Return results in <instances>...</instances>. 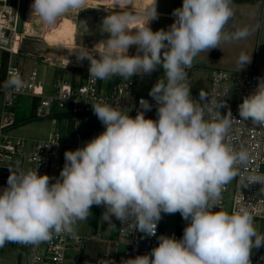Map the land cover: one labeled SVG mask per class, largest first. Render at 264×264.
I'll list each match as a JSON object with an SVG mask.
<instances>
[{"label":"clouds","instance_id":"obj_1","mask_svg":"<svg viewBox=\"0 0 264 264\" xmlns=\"http://www.w3.org/2000/svg\"><path fill=\"white\" fill-rule=\"evenodd\" d=\"M87 0H32L31 14L49 26L71 9H83ZM130 7V0H115ZM173 23L153 31L158 18L157 0L143 25L129 12L107 15L101 50L76 54L90 62L89 77L130 79L163 69L149 91L156 119L146 117L153 105L140 100L135 116L104 102L92 111L104 130L83 146L64 152V165L53 182L35 170L12 171L0 189V248L6 243L38 244L53 233L74 235V225L103 207L101 220L113 227V218L145 236H155L163 214L179 213L186 226L183 235H160L158 244L125 264H252L253 249L264 247V234L244 208L229 213L219 208L221 189L238 175L237 163L247 164L246 149L236 151L226 142L237 120L223 97L212 100L203 90L194 99L185 83L186 68L201 52L222 42L246 39L250 29L234 33L225 27L234 16L232 0H182L172 12ZM133 29L135 31H133ZM136 47V54L129 49ZM252 57L241 53L239 70ZM19 87L17 76L8 81ZM203 102V103H201ZM206 113L208 118H206ZM240 120L264 127V78L238 106ZM250 184H264V175H251ZM110 264V262H108ZM114 264V262H111Z\"/></svg>","mask_w":264,"mask_h":264},{"label":"built area","instance_id":"obj_2","mask_svg":"<svg viewBox=\"0 0 264 264\" xmlns=\"http://www.w3.org/2000/svg\"><path fill=\"white\" fill-rule=\"evenodd\" d=\"M19 2L20 0L10 4L9 0H0V50L9 54L6 65L0 67V93L3 97L0 123V189L3 187L2 183L7 182L10 169L15 172L24 162L29 164L31 170L38 167L39 174L50 176L51 162L59 154L60 149L64 146L71 147L74 139L80 141L81 127L98 119L92 111V103L102 101L135 116L140 109V100L143 98L153 105L152 110L145 113L146 117L156 119L155 101L150 96L138 94L139 81L133 78L129 80L120 78L115 81L100 80L89 77L87 70L82 81L73 82L58 78L53 81L50 92L45 93L36 68L25 70L21 64H16L14 61V57L20 54L21 33L17 32ZM18 39L19 47L14 49L13 45ZM185 71L187 73L185 83L191 88L193 67L186 68ZM17 75L21 85L9 86L8 81ZM258 78H264V74L212 69L205 93L212 100H219L228 92L223 97L227 107L221 109V112L226 113L230 108L233 117L237 120L233 122L226 142L236 151L243 148L250 154L247 164L237 163L235 166L238 175L222 187L217 210L232 213L244 208L254 217V223L260 225L261 221H264V184H250L248 177L253 174L264 175V127L254 126L250 120H240L238 115L239 104L255 89ZM18 96L37 99L34 114L38 119L47 118L52 123H56L58 119L55 115L65 113L74 116L79 126L75 127L72 135L66 137L60 128H56L46 138L36 140L33 148L25 152L27 139L13 137L7 132L8 128L15 124L14 112L11 109L14 108V99ZM206 118H208L207 113ZM78 147L81 145L76 146ZM178 220L176 230L165 232L166 214L162 213V218L157 224L156 235L151 237L135 231L131 225L122 226L119 222L116 246L123 247V256L128 259L147 254L158 244L157 238L160 235L175 236L177 239L182 237L186 221L180 222L181 215L178 216ZM84 245L85 237L75 232L74 235L53 233L49 240L38 244L9 242L4 247L17 248L22 255L23 264H75L74 250ZM251 259L252 264H264V247L253 249Z\"/></svg>","mask_w":264,"mask_h":264},{"label":"rangeland","instance_id":"obj_3","mask_svg":"<svg viewBox=\"0 0 264 264\" xmlns=\"http://www.w3.org/2000/svg\"><path fill=\"white\" fill-rule=\"evenodd\" d=\"M17 2L18 0H11ZM178 1V0H177ZM10 2V0H9ZM13 4V3H10ZM32 4V0H27L26 11L24 16V27L21 32V41H20V54L16 55L14 61L16 64H21L22 68L28 70L32 67H35L38 72L39 80L48 85L53 80L58 78H64L71 80L73 82H80L86 76V71L90 66V62L85 60H78L76 54H80L84 51L80 46L75 44L74 35H75V26L78 20V17L84 11H88L95 7V10L99 12L109 13L110 15H116L122 12H129L130 14L137 15L140 17L142 25L147 20L149 15V10L144 9L140 6H132V7H124L122 4L117 5L115 0H99L98 2H86L83 9H71L64 16L58 18L55 25L49 26L44 23L37 15L31 14L29 11ZM15 6V5H14ZM181 5L176 2V0H157V12L158 18L149 22V26L153 31L159 29H167L172 23V12L175 8L180 7ZM237 22L231 21L226 27L225 31L227 33H234L237 30ZM67 32V33H66ZM35 41H44L49 46V51L61 55V58L55 56L44 55L42 53L33 54L25 51L23 49V45L28 40ZM19 41V40H18ZM66 46V47H65ZM84 47V46H83ZM88 48L89 53L91 54L93 51L101 50L102 45L94 44ZM92 50V51H91ZM136 47L133 46L129 49V55L136 54ZM246 53L249 56H252L251 50H248V46H238L236 43H221L219 48L211 49L210 51H204L199 53L192 62L193 72H192V83H191V93L195 99H199L200 91H206V88L209 85L210 79V70L213 68H222L235 72H250L249 67L253 64L251 60L250 64H247L243 69L239 70L238 65V57L241 53ZM47 53V52H46ZM255 53V51H254ZM1 54V51H0ZM34 56V57H33ZM51 63V64H50ZM55 65V66H54ZM63 67V68H62ZM56 68V70H55ZM260 72V71H257ZM123 78L121 76H113L109 80H118ZM133 79L139 81L140 91L139 95L149 97V91L155 82L158 79H164L163 69L160 68L157 71L152 72L150 75L143 76H133ZM108 80V79H107ZM14 108L11 109L14 112V121L16 124L20 123V118L29 115L32 109L31 103L32 98L28 96H18L14 99ZM56 111V108L54 109ZM1 116H2V106H1ZM50 119H34L33 122H38V124L49 125L51 124ZM31 122V121H29ZM28 123V122H26ZM23 125H19L13 127L10 133L8 130V134L13 137H21L15 135L17 132H12L16 128L23 127ZM84 127L86 129L84 130ZM24 130L27 128H23ZM84 130V131H83ZM82 133L86 134L89 138H93L98 135L100 132L104 130V126L97 119L92 121L90 124L83 125ZM90 135V136H88ZM90 138V139H91ZM84 144V143H83ZM83 144L81 146H83ZM59 160H61V156L53 158L51 162V175L53 178V182L56 178L59 177V173L62 169V165ZM27 163V162H26ZM27 165H29L27 163ZM28 166L25 165V170H28ZM7 182H3L2 186L5 187ZM2 187V188H3ZM91 212L94 211L91 209ZM229 212V211H228ZM230 213V212H229ZM178 216L179 213L176 214H166V221L164 224V231L171 232L176 230L178 227ZM183 219L181 217L180 222ZM113 223L116 224L115 227L110 226V237H112L115 241L118 240V224L119 221L113 218ZM186 224V223H185ZM255 224V223H254ZM257 231L261 234H264V221H261L260 225L255 224ZM77 229V228H76ZM79 230V229H77ZM75 231V230H74ZM82 232L81 230H79ZM19 252V250L15 247H2L0 248V259L7 260L9 256ZM118 252L120 255H123V247H118ZM121 258V256L119 257Z\"/></svg>","mask_w":264,"mask_h":264},{"label":"crops","instance_id":"obj_4","mask_svg":"<svg viewBox=\"0 0 264 264\" xmlns=\"http://www.w3.org/2000/svg\"><path fill=\"white\" fill-rule=\"evenodd\" d=\"M176 2L182 5V0H178V1L176 0ZM130 5H131L130 7L135 5L150 10V8L154 6V0H130ZM232 7L234 10V16L229 20V22L236 21L238 24L237 29L248 27L250 29L251 34L246 39L232 40L226 43H230V42L236 43L238 46L241 45L242 47L247 45L248 50H251L252 52L251 57L253 61V64L249 67L250 72L260 71L257 73L264 74V0H248V1L232 0ZM133 16L137 17L138 19L132 25V27H136L137 25H142L140 17L137 15H133ZM172 18L174 20L173 16ZM133 31L135 30L133 29ZM222 43L225 44V42ZM0 51H1L0 67H2L6 65L9 54L6 51L3 50ZM213 69H217V68H213ZM53 81L48 85L40 81L43 84L45 93L50 92ZM2 98H3L2 94L0 93V123L2 120V116H1ZM36 104H37V99L32 98V103H31L32 109L30 114L26 115L23 118H20L21 121L20 123L16 124L15 122L13 126L8 128V130L10 131L12 130L13 127L24 124L22 128L21 127L16 128L12 132H17L15 135L27 139V146L25 148V152H29L33 148L34 142L36 140L46 138L50 134V132L56 128H60L63 135L66 137L67 135L68 136L72 135L75 130V127L79 126V124L76 123L75 118L72 117L58 118L57 115H61L65 113H58L55 115L58 119L56 123H52V121H50L51 124L49 125H42V124L36 125L38 122L32 123V120L38 119L35 117L34 114ZM23 128H27V129L24 130ZM81 128L83 130V126ZM85 129L86 127H84V130ZM90 138L91 137L88 138L84 132V134L82 133V138L80 141L74 139L73 145L71 147L69 146L62 147L58 154L61 156V160H59L60 164L62 166L64 165V152L66 150H75L77 145L79 144L82 145L86 141L90 140ZM25 165L28 166L27 167L28 170L30 169L29 165H27V163L24 162L19 170H25ZM92 210L94 211V213L91 212L92 215L89 217L88 220L78 221L76 225H74V230H75L74 232L85 237V245L82 248H77L74 250L73 259L75 258L74 259L75 264H108V262H110V264L111 262H114V264H125L128 258H125L123 255L119 254L118 248L116 246V241L112 237H110L109 227L111 225L106 224L101 220V216L104 211L103 207L93 206ZM76 228L81 230L82 232H80ZM21 256L22 255L19 251L16 253V255L13 254L9 256L7 260L3 258L0 259V264H23ZM120 256L121 258H119Z\"/></svg>","mask_w":264,"mask_h":264},{"label":"water","instance_id":"obj_5","mask_svg":"<svg viewBox=\"0 0 264 264\" xmlns=\"http://www.w3.org/2000/svg\"><path fill=\"white\" fill-rule=\"evenodd\" d=\"M27 0H20L19 11L17 17V32L21 33L24 27V16L26 11ZM110 15L109 13H82L77 20V27L75 33V44L91 47L92 44L99 43L102 39H107V35L102 33V19ZM23 49L29 53L55 56L61 58V55L54 54L49 51V46L44 41L28 40ZM47 52V53H46Z\"/></svg>","mask_w":264,"mask_h":264},{"label":"bare ground","instance_id":"obj_6","mask_svg":"<svg viewBox=\"0 0 264 264\" xmlns=\"http://www.w3.org/2000/svg\"><path fill=\"white\" fill-rule=\"evenodd\" d=\"M98 2L99 0H87V2ZM103 1H105V0H103ZM29 11L30 12H32V10H31V7H30V9H29ZM34 15V14H33ZM76 27H77V25H76ZM67 33V32H66ZM75 33H76V28H75ZM20 36V35H19ZM19 40V39H18ZM74 40H75V35H74ZM18 47H19V41H17V42H15V44L13 45V48L14 49H18ZM66 47V46H65ZM102 49V48H101Z\"/></svg>","mask_w":264,"mask_h":264},{"label":"trees","instance_id":"obj_7","mask_svg":"<svg viewBox=\"0 0 264 264\" xmlns=\"http://www.w3.org/2000/svg\"><path fill=\"white\" fill-rule=\"evenodd\" d=\"M10 3L15 4L16 2L15 1L13 2V1L10 0ZM57 116H58V118H62V117H72V118H74V116L69 115V114H61V115H57Z\"/></svg>","mask_w":264,"mask_h":264},{"label":"flooded vegetation","instance_id":"obj_8","mask_svg":"<svg viewBox=\"0 0 264 264\" xmlns=\"http://www.w3.org/2000/svg\"><path fill=\"white\" fill-rule=\"evenodd\" d=\"M93 9H90V10H88V11H84L83 13H85V12H91V13H100L99 11H97V10H95V7H92ZM82 14V13H81ZM94 44H92L91 46H93Z\"/></svg>","mask_w":264,"mask_h":264}]
</instances>
